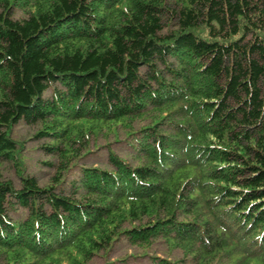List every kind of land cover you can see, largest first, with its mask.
I'll use <instances>...</instances> for the list:
<instances>
[{"label":"trees","instance_id":"obj_1","mask_svg":"<svg viewBox=\"0 0 264 264\" xmlns=\"http://www.w3.org/2000/svg\"><path fill=\"white\" fill-rule=\"evenodd\" d=\"M21 124L47 142V183ZM8 163L0 264H90L123 241L149 264H264V0H0Z\"/></svg>","mask_w":264,"mask_h":264},{"label":"rangeland","instance_id":"obj_2","mask_svg":"<svg viewBox=\"0 0 264 264\" xmlns=\"http://www.w3.org/2000/svg\"><path fill=\"white\" fill-rule=\"evenodd\" d=\"M35 128L29 127L25 124H21L16 130V137L25 143L24 147V156L27 163V169L30 175L36 176L41 184L49 182L48 180L52 177L53 171L49 166L44 165L45 161L53 162V159L45 155L44 150L41 148L47 142L46 140L34 139ZM122 141L118 144H113L112 149L117 152L121 157L127 159L129 163H135L134 159L130 155V149L125 144L124 137ZM101 143L104 141L101 140ZM101 149L93 150L94 154L86 159V164L88 166H101V163H104L105 157H107L106 150ZM100 156V157H99ZM104 157V158H103ZM6 179H11L16 186H18V181L15 176V168L13 163H8L1 167L0 177ZM165 247L162 245H156L154 251L150 252V256H159L163 257L166 254H163ZM175 256L167 255L171 258H181V255H178L177 252H174ZM144 255L138 249H135L130 244L126 242H121L115 246V248L106 256L96 257L90 264H149V258L143 257Z\"/></svg>","mask_w":264,"mask_h":264}]
</instances>
